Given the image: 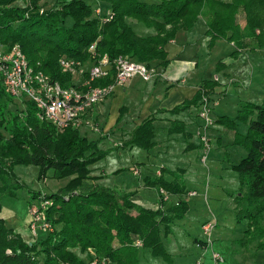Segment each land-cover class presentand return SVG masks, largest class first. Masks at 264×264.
Segmentation results:
<instances>
[{
	"label": "trees",
	"instance_id": "16d2710c",
	"mask_svg": "<svg viewBox=\"0 0 264 264\" xmlns=\"http://www.w3.org/2000/svg\"><path fill=\"white\" fill-rule=\"evenodd\" d=\"M19 1L24 0H0V45H19L31 65L66 88L76 85L72 74L61 69L63 56L85 66L92 63L89 47L98 42L97 51L111 60L125 56L157 69V63L167 59L164 46L180 30L194 27L200 17L206 20L213 40H226L241 50L264 49V0H95L94 5L84 0H58L54 9L46 11L45 0H26L28 4L24 6ZM101 1L111 6L113 18L108 22L103 20L108 14H96L98 8L102 10ZM240 12L246 15L244 29L237 22ZM69 18L74 21L71 26L67 25ZM130 20L153 30L154 35H139ZM114 79L112 73L93 85L108 86ZM217 85V81L205 82L200 88L192 102L198 116L204 99L214 106L211 94ZM19 100L0 81V264H93L95 260L141 264L140 248L174 264L162 236L172 234L170 224L175 216H183L187 203L180 202L181 214L176 215L177 208H165L163 194L161 206L148 209L132 200L134 193H121L105 185L81 191L91 167L107 152L99 147V142L84 135L81 128L61 130L42 121L37 106L30 100H23L24 107L15 105L11 109ZM215 124L235 132V144L247 151L233 165L240 176V192L234 206L239 221H248L239 246L253 247L257 259L260 253L264 254V105L242 103L236 120L223 116ZM238 124H247L248 133L239 132ZM154 136L153 126L147 122L127 143L148 149L153 146ZM18 165L39 167L40 181L46 179L50 170L57 177L73 178L68 187L56 193L33 196L29 214L32 207L38 209L39 228L50 225L51 230H43L47 235L33 236L31 230L27 236L16 232L1 216L2 199L16 196L22 187L12 182L18 179L14 173ZM165 171L151 185L159 192H173L172 182L163 177ZM36 199L40 200L39 206ZM33 221L30 216L28 229ZM138 240L142 241L141 247L136 246ZM261 262L264 264V257Z\"/></svg>",
	"mask_w": 264,
	"mask_h": 264
},
{
	"label": "rangeland",
	"instance_id": "374dc122",
	"mask_svg": "<svg viewBox=\"0 0 264 264\" xmlns=\"http://www.w3.org/2000/svg\"><path fill=\"white\" fill-rule=\"evenodd\" d=\"M24 1H19L18 4L27 5L28 1ZM57 1L45 0L43 2L44 10L54 9L57 6ZM84 1L89 5H94L95 2L94 0ZM100 5L104 15L111 12V6L108 2L101 1ZM241 12L237 22L244 29L246 15ZM92 17L97 18L95 14ZM73 23V19L67 20L68 26ZM130 23L139 35L153 33V30H148L136 21L130 20ZM198 26L197 31L200 32L202 21ZM198 34L202 35L204 32ZM217 42L216 52L209 53L210 50L206 48L204 52L199 54V58L202 59V70L207 67L204 79L214 82V77L219 76L220 83L225 84L224 74L218 71L219 64L215 67L213 65L216 60L221 61L222 58H226L227 53L232 48L226 41ZM255 51L259 50H250L254 55L250 61L248 59L251 53L240 65L231 68L232 76L235 75V78L240 79L237 90L231 86V91L228 94L233 95L221 100L219 107L221 113L228 115L227 117L231 120L237 119L238 107L242 105L241 103L250 102L264 105V50L260 51L261 53ZM203 64L206 66L204 67ZM233 71H238L239 76ZM215 81H219L218 77ZM23 100L25 99L12 104L11 109H15V105L24 107ZM133 103H130V106L136 107ZM137 111H141V107H138V110L135 109L136 114ZM213 113L214 106L212 107L211 118L215 122L217 118L216 114ZM201 124H204L202 119L199 120L198 125L191 124L186 131L187 134H191L189 136L187 134L171 135L168 125L157 123L154 132L157 146L153 143L151 148H145V150L135 147L111 153L91 167L81 191H86L88 188L94 189L96 185H105L124 193L130 186L143 185L149 169L148 175L155 180L162 177V174L158 173L159 171L166 169L169 172L171 170L174 172V178L169 173H165L163 176L167 182H172L173 188V192L164 194L165 208L167 210L177 208L175 214L178 215L181 214L180 208H178L181 206L180 202L183 200L187 203L186 212H182L183 216H175L170 224L172 234L166 236L164 233L162 236L168 252L173 257L174 264H216L213 259V252L222 256L223 262L219 264H262L263 253H260L259 257L255 259L253 247L245 249L239 246V241L243 238L248 227V221H239L235 213L234 202L240 192V176L233 170V165L239 163L247 155V151L235 144L232 130L216 124L213 126V131L210 129L206 133L210 139L211 151L207 161L202 162V150L188 149L191 147L190 141L202 145L201 136L204 135V130L200 128L199 125ZM238 130L247 134L249 127L247 124H239ZM225 131L227 135H225ZM98 137L100 134L90 132L88 138L96 139ZM14 173L18 179L12 181L13 185L18 184L22 187L17 189L16 196L8 195L2 199L3 211L1 216L5 219L6 225L16 232L26 233L31 230L33 236L37 234L47 235L48 233L43 231L45 230L43 229L44 226L39 228L40 212L38 209L32 207L33 209L31 208L29 214L30 203L34 195H51L68 187L73 179L72 176L60 178L56 176L53 170H50L47 172L46 179L40 181V168L34 165H18L15 167ZM177 186H179V192H176ZM145 191H141L146 193L141 194L143 198L148 201L161 202V199L156 196L157 192L154 188L150 186ZM35 204L39 206L40 200L36 199ZM30 216L35 221L28 229ZM33 223L35 228H32ZM207 224L213 227L210 234L204 230V226ZM209 237L213 245H207ZM83 258L87 261L86 257ZM139 259L142 264H166L162 259L153 258L147 250L141 248ZM108 264L113 263L108 262Z\"/></svg>",
	"mask_w": 264,
	"mask_h": 264
},
{
	"label": "crops",
	"instance_id": "0c3cea01",
	"mask_svg": "<svg viewBox=\"0 0 264 264\" xmlns=\"http://www.w3.org/2000/svg\"><path fill=\"white\" fill-rule=\"evenodd\" d=\"M201 21L202 27L200 32H204V34L199 35L198 33L200 32L197 30ZM149 35H154V31L151 34L142 36ZM217 41L226 40H213L208 33L206 20L203 17L198 19L194 27L180 30L176 36L169 40L164 46L167 59L164 60L165 62L163 63H157L156 77L152 81L145 82L140 76L136 75L125 86L116 87L113 94L106 101L94 106L84 114V124L81 127L83 134L87 137H89L90 132L100 134V137L91 140L99 142V147L107 152V156L121 149L126 150L138 147L141 150H145L142 147L140 148L136 145L132 146L128 143H130L129 141L133 138L134 132L147 122L152 124L154 132L157 123H165V125L169 126L171 135L187 134L186 131L190 125H198L199 120H201L198 116V109L192 105V102L197 99L199 95L198 92L204 83L212 82L209 79H204L207 67L203 64L205 68L202 70V59L200 60L199 54L204 52L206 48L210 50L209 53L213 54L216 52V47L218 45ZM228 43L232 50L227 53V57L222 58L221 61L216 60L214 65L212 64L214 67L219 64L218 71L224 74L225 79V84L220 83L221 79L219 76H215L213 79L214 82H216L215 79L217 77L219 80L217 82L218 85L214 89V94H211V99L214 104V113L217 118L215 121L220 117L228 116L221 113L219 110L220 102L226 97L233 95L228 94L231 91V86L235 87V90H237L238 80L240 79L235 78V75L232 76L231 68L240 65L241 62L247 58V55L251 53L250 50H241L233 43ZM263 50L260 49L255 52L261 53ZM252 56L254 55L251 53L248 59L249 61L252 59ZM91 65L92 63L90 62L86 66L89 67ZM234 73L239 76L238 71ZM73 82L75 85L79 86L80 81L78 77H76L75 80L73 79ZM130 103H133L136 107L130 106ZM138 107H141V111H137L136 114L135 109L137 108L138 110ZM240 107H238V112ZM202 125L203 124L199 126L201 127ZM211 130L213 131L214 129L212 128ZM232 132L233 131H231V133ZM187 135L190 136L191 134ZM225 135H227L226 131ZM234 136L235 132H233V137ZM190 143L191 147L188 149L193 150L197 148L200 151L202 150V145L200 143L195 144L192 141H190ZM154 144L157 146L155 139ZM149 172L150 169L147 172L143 185H139L138 187L130 186L125 193H134L132 200L136 204L148 209H156L161 206V202L158 203L155 200L148 201L141 195L146 193L141 191H145L151 186V188L156 190V196L160 199H162L161 195H164L166 192L164 190L159 192L155 186L151 185V182H153L152 180L155 181V179H152L148 175ZM158 173L162 174L163 172L159 171ZM165 173L173 175L174 172L171 170L168 172L166 170ZM28 232L22 233L27 236Z\"/></svg>",
	"mask_w": 264,
	"mask_h": 264
},
{
	"label": "built area",
	"instance_id": "2783aa9c",
	"mask_svg": "<svg viewBox=\"0 0 264 264\" xmlns=\"http://www.w3.org/2000/svg\"><path fill=\"white\" fill-rule=\"evenodd\" d=\"M96 14L103 16L100 8L96 10ZM112 18V13H109L103 20L108 22ZM97 45L98 42H94L89 47V52L92 55V65L89 67L67 56L60 59L61 69L72 74L74 80L78 77L80 81L79 86L68 88L53 81L50 76L31 65L19 45H14L11 48L0 45L1 84L12 97L34 102L38 109V116L42 121L50 122L61 130L70 127L81 128L84 124V114L94 106L106 101L116 87L125 86L136 75L145 82L152 81L157 75L156 68H149L147 65L135 62L125 56L111 60L107 54L97 51ZM112 73H115L113 84L108 86L93 85L95 81L107 78ZM211 113V103L208 99H204L199 111V117L204 121L200 127L204 130V135L201 136L202 162L207 161L211 151L210 139L206 135L214 125ZM47 205L48 203H45V207ZM39 219H41V214ZM33 226L34 223L32 228L36 227ZM49 228L48 224L43 227L45 230ZM212 228L209 224L204 226V230L208 234ZM209 244L213 245L210 237L207 240V245ZM136 246L141 247L142 241L138 240ZM213 259L216 264L223 262L222 256L216 252H213ZM93 264L108 263L106 260H95Z\"/></svg>",
	"mask_w": 264,
	"mask_h": 264
}]
</instances>
